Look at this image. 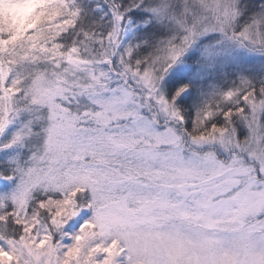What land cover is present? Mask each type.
I'll return each mask as SVG.
<instances>
[{"label": "snow or ice", "instance_id": "obj_1", "mask_svg": "<svg viewBox=\"0 0 264 264\" xmlns=\"http://www.w3.org/2000/svg\"><path fill=\"white\" fill-rule=\"evenodd\" d=\"M0 264H264V0H0Z\"/></svg>", "mask_w": 264, "mask_h": 264}, {"label": "trees", "instance_id": "obj_2", "mask_svg": "<svg viewBox=\"0 0 264 264\" xmlns=\"http://www.w3.org/2000/svg\"><path fill=\"white\" fill-rule=\"evenodd\" d=\"M250 3L256 4L258 6V4L261 2V0H249ZM3 153H0V156H3ZM8 189H6L3 184H0V191H6Z\"/></svg>", "mask_w": 264, "mask_h": 264}]
</instances>
